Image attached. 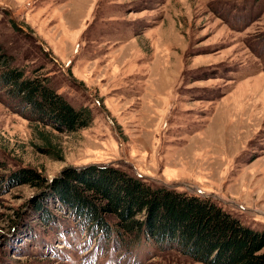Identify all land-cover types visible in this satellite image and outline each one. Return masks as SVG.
Returning <instances> with one entry per match:
<instances>
[{
    "label": "rangeland",
    "instance_id": "1",
    "mask_svg": "<svg viewBox=\"0 0 264 264\" xmlns=\"http://www.w3.org/2000/svg\"><path fill=\"white\" fill-rule=\"evenodd\" d=\"M0 46L91 111L61 132L0 88V264H204L144 237L126 250L46 196L93 164L264 230V0H0Z\"/></svg>",
    "mask_w": 264,
    "mask_h": 264
},
{
    "label": "trees",
    "instance_id": "2",
    "mask_svg": "<svg viewBox=\"0 0 264 264\" xmlns=\"http://www.w3.org/2000/svg\"><path fill=\"white\" fill-rule=\"evenodd\" d=\"M46 81L28 78L0 46V88L30 109L29 117L61 132L87 127L90 109L74 108ZM103 166L69 172L53 181L46 196L54 195L105 240L115 233L126 250L144 237L160 249L175 247L204 264H264V230L244 225L209 197L152 186L125 170ZM19 176L21 182L48 187L33 169L25 168Z\"/></svg>",
    "mask_w": 264,
    "mask_h": 264
}]
</instances>
